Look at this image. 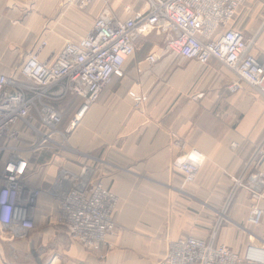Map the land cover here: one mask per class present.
I'll list each match as a JSON object with an SVG mask.
<instances>
[{"label": "crops", "instance_id": "1", "mask_svg": "<svg viewBox=\"0 0 264 264\" xmlns=\"http://www.w3.org/2000/svg\"><path fill=\"white\" fill-rule=\"evenodd\" d=\"M144 3L109 0L119 18L126 16V6L138 11ZM244 5L234 24L245 39L253 40L252 53L264 60V19L249 22L250 11L242 12ZM84 9L66 0H0V74L12 75L44 39L47 45L39 59L56 61L71 28L79 26L83 32ZM50 17H56L54 24ZM148 35L151 44L148 38L144 43L141 36L137 39L122 76L111 77L69 134L70 168L77 171L81 164L90 165L92 181L111 188L119 198L113 247L100 251L70 247L51 256V250H42L32 256L39 242L54 240L58 246L61 238L57 227L48 223L58 210L53 185L59 168L50 170V155L40 151L29 154L26 180L40 191L33 213L35 228L16 239L0 232V264H157L171 241L209 237L232 178L264 132V99L247 86L231 93L227 86L235 75L217 60L200 65L172 53L162 34ZM150 54L156 62L147 59ZM129 92L146 97L141 107ZM198 92L203 95L195 101L192 96ZM75 101L69 118L78 107L79 99ZM177 139L202 154L197 177L190 184H183ZM233 143L238 145L236 151ZM250 206L248 193L240 189L216 242L240 254L247 253L249 244L264 246V224L247 220ZM9 247L18 254H11Z\"/></svg>", "mask_w": 264, "mask_h": 264}, {"label": "built area", "instance_id": "2", "mask_svg": "<svg viewBox=\"0 0 264 264\" xmlns=\"http://www.w3.org/2000/svg\"><path fill=\"white\" fill-rule=\"evenodd\" d=\"M85 6L89 0H66ZM247 0H145L134 11L126 6L124 18L115 16L108 5L94 19L84 37L67 41L52 63L39 59L47 45L41 40L12 75L0 74V232L8 239L26 237L35 228L33 213L40 194L27 184L29 154L48 149L55 139L66 136L96 102L112 76H122L124 63L135 53L140 36L151 31L162 34L174 54L200 65L215 59L229 69L235 79L227 88L235 93L244 86L264 99V60L252 53L253 40L244 38L235 26L238 10ZM154 63V54L147 56ZM129 94L141 107L146 97ZM203 93L192 99L198 101ZM76 96L78 107L62 126L61 106ZM28 129L34 141L18 150L11 142ZM183 158L179 164L183 184L193 183L202 163V154L180 140L175 141ZM233 150L238 145H231ZM1 159V158H0ZM245 190L251 200L247 220L264 224V132L247 154L225 199L217 222L234 196ZM53 194L57 213L49 225L63 228L68 238L90 251L113 247L119 198L111 188L91 179V169L81 164L77 171L59 167ZM215 227L207 239L194 236L171 241L157 264H264V246L249 244L240 254L215 241Z\"/></svg>", "mask_w": 264, "mask_h": 264}, {"label": "rangeland", "instance_id": "3", "mask_svg": "<svg viewBox=\"0 0 264 264\" xmlns=\"http://www.w3.org/2000/svg\"><path fill=\"white\" fill-rule=\"evenodd\" d=\"M105 5H110L109 4V0H89V2L87 4H85V6H83L85 9V16L83 19V32H81L78 28L79 26L75 27V29L70 30V39L69 40H77L79 39L85 32L87 31L90 27L91 24L93 23L95 17L101 12L102 8ZM110 7V6H109ZM91 9V15L88 14V9ZM243 11L245 12L247 10L250 11V15L251 18H249V22L250 21H258V22H262L264 19V0H247L246 4L244 5V7L242 8ZM56 17H50L49 21L51 22V24H54L53 21L55 20ZM247 21V23H248ZM88 28V29H87ZM73 32V33H71ZM143 35L141 36V38L139 39V41H146V39L148 38L149 43L151 44V35ZM144 43V42H143ZM176 56V55H173ZM67 104L61 106L62 109V126L65 125L69 119V114H70V109L67 108L66 106ZM25 130V129H24ZM69 134L67 133L66 136L64 137H60L58 139H55V141L57 142L56 144H52L48 147V149H45L44 152L46 154L50 155L49 161L47 162V166L49 167L50 170H52L53 172L55 170H57V168H59L58 166H60L61 168H64L66 170L72 171V169L70 168V164L72 163L70 160L72 151H71V146H69ZM35 137L32 133H30L28 131V129L25 130V133H23V136H21L20 139L11 142V145L15 146L18 150H22L23 148V144L28 142V141H34ZM90 166V165H89ZM91 169V173H92V168L90 166ZM55 177V176H54ZM224 204L225 201L222 204V207L218 209L217 211V215L220 218V212L223 211L224 208ZM230 206V205H229ZM229 209V207H228ZM228 209L224 212V217L222 218L224 221L225 218V214L228 212ZM218 220V219H217ZM222 224V221L216 222L213 227V229L216 227L217 231L220 227V225ZM57 227L55 228V230H57L59 232L60 235V241H59V245L57 246L55 243V241L53 240H49L48 242H45L43 245H41V242H39L37 244V246H35V248H33V251L31 250V252H33L32 256H39V254L41 252L47 251V250H51V253L49 254V256L52 255V253L54 254H63V251H66L68 248H75V249H85L81 244L72 241L68 238V236L66 235V232L63 228H61L58 225H52V227ZM116 228V227H115ZM29 235V234H28ZM26 235V237L28 236ZM64 236V237H62ZM19 245H22L24 243V241H18ZM16 242V243H18ZM105 248V247H103ZM103 248H101L100 250H102ZM13 249L12 253L13 255H17L18 252L14 251L15 248H11L9 247V250ZM107 249V248H105ZM111 249V248H110ZM44 250V251H42ZM99 250V251H100Z\"/></svg>", "mask_w": 264, "mask_h": 264}, {"label": "trees", "instance_id": "4", "mask_svg": "<svg viewBox=\"0 0 264 264\" xmlns=\"http://www.w3.org/2000/svg\"><path fill=\"white\" fill-rule=\"evenodd\" d=\"M76 99H77L76 96H72L71 98H69V99L64 103V105L67 104V105H66L67 108L70 109V107H72V105L76 102V101H75Z\"/></svg>", "mask_w": 264, "mask_h": 264}]
</instances>
